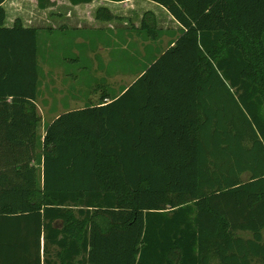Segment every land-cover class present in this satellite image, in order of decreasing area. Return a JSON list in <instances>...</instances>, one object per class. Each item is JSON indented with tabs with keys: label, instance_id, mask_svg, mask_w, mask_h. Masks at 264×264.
Here are the masks:
<instances>
[{
	"label": "trees",
	"instance_id": "16d2710c",
	"mask_svg": "<svg viewBox=\"0 0 264 264\" xmlns=\"http://www.w3.org/2000/svg\"><path fill=\"white\" fill-rule=\"evenodd\" d=\"M5 1L0 264H41L43 240L62 264H264V0H152L183 27L174 45L43 140L39 30L5 28Z\"/></svg>",
	"mask_w": 264,
	"mask_h": 264
},
{
	"label": "crops",
	"instance_id": "0c3cea01",
	"mask_svg": "<svg viewBox=\"0 0 264 264\" xmlns=\"http://www.w3.org/2000/svg\"><path fill=\"white\" fill-rule=\"evenodd\" d=\"M6 12L5 28H13L17 21H21L24 28L39 30V92L37 99L38 113L41 119L40 125L44 124L42 140L48 126L62 114L84 109L99 103H110L122 96L128 88L137 81L147 70L148 66L158 55L174 45L176 39L182 34L183 27L162 5L152 0H50V6L41 9L38 0H6L3 3ZM107 9L114 19L111 21L98 20L97 12ZM152 14L148 19V28L153 34L148 35L143 30L146 14ZM106 32L118 35L124 34L125 45L102 46V42L95 39L98 35ZM61 42L53 53V47ZM132 43L138 54L133 61L134 66H142V70L128 79L126 74L117 71L113 76L107 74L102 78L105 83L103 88L109 90L110 86L116 89L112 96L104 94L97 102H85V98L95 99L93 90V72L87 69L80 70V84L77 89L79 94L68 87V76H76L74 64L81 62L84 66L98 67L109 66L117 61L111 58L112 49L125 51ZM50 48V49H49ZM96 50L104 52L102 61L101 54L96 55ZM67 51H69L67 57ZM85 59H81V57ZM92 72V73H91ZM96 101V100H95ZM48 121L49 124H48ZM59 250L55 246L45 249L44 240L41 249V264H62L58 258ZM76 259L75 264L79 263Z\"/></svg>",
	"mask_w": 264,
	"mask_h": 264
},
{
	"label": "rangeland",
	"instance_id": "374dc122",
	"mask_svg": "<svg viewBox=\"0 0 264 264\" xmlns=\"http://www.w3.org/2000/svg\"><path fill=\"white\" fill-rule=\"evenodd\" d=\"M95 39V42H97L98 40H100L102 42V46L105 48L106 46H123L125 45V41H126V37L124 34L119 33L118 35H114L113 33H104L102 35H98ZM128 48L125 51H120L119 49H112L110 50L111 52V58H113V60H117L112 62L108 67L107 66H103L100 65L98 67H93L92 65L90 66H84L81 62L79 64H74L73 67H68L67 69H73L74 73L76 76H68L67 77V81H68V87L73 88V92L76 94H79L78 92V85L80 84V70L81 69H87V70H94L93 72V79H94V86L93 90H88L91 91L92 93L96 94L95 99L93 98H85V102L89 103L91 101L97 102L104 94H109V95H113L116 92V89H114V87L110 86L109 90H105L103 88V85H105V83L102 81V78L105 77L107 74L113 76V74H116L117 71L120 69L121 72L126 74L128 76V79L133 78L134 74H137L138 71L142 70V66H134L133 61L137 59L138 54L135 51V45L132 43H129V45H127ZM61 47V42H59L55 47H53V53L54 51L58 48ZM50 49V48H49ZM105 52V51H104ZM104 52H101V50H96V55H100L101 54V61L104 55ZM69 51H67V57H68ZM70 56V54H69ZM81 59H85L82 55ZM92 73V72H91ZM96 100V101H95ZM50 121H48L49 124ZM41 126L44 127V124L40 125V128L38 130V135L40 138H42L43 135V129L41 128ZM34 164L36 165L37 169H38V176L42 177V165L41 162L39 160V158L34 162ZM41 185V183H40ZM245 235V234H244Z\"/></svg>",
	"mask_w": 264,
	"mask_h": 264
}]
</instances>
